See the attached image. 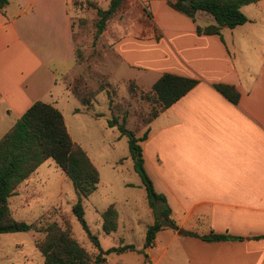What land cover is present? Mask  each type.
<instances>
[{"label":"crops","instance_id":"crops-1","mask_svg":"<svg viewBox=\"0 0 264 264\" xmlns=\"http://www.w3.org/2000/svg\"><path fill=\"white\" fill-rule=\"evenodd\" d=\"M72 2L10 0L0 10V106L12 125L44 101L61 110L72 135L69 120L79 124L93 105L64 81L77 59ZM149 4L156 32L126 34L113 50L132 68L199 83L149 124L141 144L145 168L180 228L233 237L206 241L174 230L163 243L165 227L146 249L149 260L154 248L163 247L162 258L177 246L181 264H264V0L243 6L250 20L221 34L198 31L216 24L208 12L192 19L169 0ZM220 83L237 88L238 103L217 90ZM71 94L81 107L71 104Z\"/></svg>","mask_w":264,"mask_h":264},{"label":"rangeland","instance_id":"rangeland-1","mask_svg":"<svg viewBox=\"0 0 264 264\" xmlns=\"http://www.w3.org/2000/svg\"><path fill=\"white\" fill-rule=\"evenodd\" d=\"M149 1L126 0L102 30L98 26L97 9L89 6L87 0H73L70 8L77 59L64 81L72 91L79 93V98L95 101L87 113L80 115L79 124L69 120V126L72 138L85 149L100 172L96 190L83 201L88 228L98 238L99 245L74 212L78 194L53 159L45 161L8 199L16 220L38 227L54 221L64 226L67 220L75 237L94 256L123 243L137 247V251L106 255L108 264H144L145 254L139 250L144 247L148 227L155 222L147 189L134 168L128 137L121 136L117 127L108 124L114 117L122 122L127 113V127L141 137L148 131L150 115L157 107L153 97L148 99L145 95L151 93L160 76L130 67L118 50H113V43L126 34L147 36L156 32ZM109 2L111 0L101 1L100 6L95 3L104 9L110 6ZM76 97L71 94L70 102L75 108L81 107ZM0 114L4 116L0 120L1 139L12 122L7 121L3 106H0ZM111 204L119 211V226L117 231L107 234L102 227V213ZM174 230L166 227L160 236L161 242H168ZM43 237L36 229L1 233L0 264H43L44 256L36 246L37 240ZM162 249V246L153 249L152 264H171L168 256L175 260L173 264H181L184 257L181 248H171L160 258Z\"/></svg>","mask_w":264,"mask_h":264},{"label":"trees","instance_id":"trees-1","mask_svg":"<svg viewBox=\"0 0 264 264\" xmlns=\"http://www.w3.org/2000/svg\"><path fill=\"white\" fill-rule=\"evenodd\" d=\"M126 0H111L108 9L99 7L95 2L87 0L89 6L97 9L100 17L98 26L102 30L106 21L113 17ZM259 0H176L170 5L177 11L195 19L198 11L212 14L216 24L206 28H198L199 32L221 34L224 27L235 28L245 24L250 19L243 12L242 7ZM10 0H0V10L3 11ZM199 80L196 78L163 73L154 83L151 93L145 96L153 97L157 107L150 115L149 124L163 111L171 107L179 99L193 89ZM215 87L234 103H238L240 93L230 84H216ZM78 97V92L73 91ZM79 98V97H78ZM86 106H91L93 100L87 97L79 98ZM80 109H77L79 111ZM109 126L117 127L121 136H127L129 149L134 160V168L141 176L147 189L150 206L155 216V222L150 225L146 233V241L142 250L145 263L152 264L146 249L153 247L159 231L171 227L184 235L200 237L206 241H221L233 238L225 234H210L199 236L196 233L183 230L171 218V208L163 194L156 191L145 164L140 142L148 138V131L141 137L127 127V113L120 122L117 117L110 118ZM48 159H53L68 177L78 194V202L74 205V212L89 233L91 239L99 245L98 238L90 233L86 219L83 201L89 197L100 182V172L85 149L76 142L67 127L65 117L60 109L44 102H35L0 139V234L36 229L44 234L37 240L36 246L44 256L43 264H106V255L112 252L137 251L132 244L113 247L101 251L98 255L91 254L75 237L72 225L65 220L62 226L58 222H49L40 227L25 221L16 220L8 205L9 197L13 196L18 187ZM119 211L115 204H111L102 213V227L107 234L117 231L119 226Z\"/></svg>","mask_w":264,"mask_h":264}]
</instances>
